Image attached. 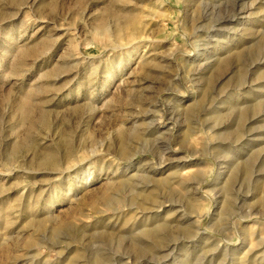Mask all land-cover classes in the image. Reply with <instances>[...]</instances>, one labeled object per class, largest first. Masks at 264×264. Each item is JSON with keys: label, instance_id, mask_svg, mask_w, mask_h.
<instances>
[{"label": "rangeland", "instance_id": "374dc122", "mask_svg": "<svg viewBox=\"0 0 264 264\" xmlns=\"http://www.w3.org/2000/svg\"><path fill=\"white\" fill-rule=\"evenodd\" d=\"M235 1L0 0V264H264V0Z\"/></svg>", "mask_w": 264, "mask_h": 264}, {"label": "bare ground", "instance_id": "6f19581e", "mask_svg": "<svg viewBox=\"0 0 264 264\" xmlns=\"http://www.w3.org/2000/svg\"><path fill=\"white\" fill-rule=\"evenodd\" d=\"M236 1H239V0H236ZM236 1H235V2H236ZM220 23H221V22H220ZM239 60H240V59H239ZM204 239H205V238H204ZM220 239H221V238H220ZM225 244H226V242H225ZM227 244H228V243H227ZM227 246H228V245H227ZM257 255H258V254H257ZM262 259H263V258H262ZM98 262H99V261H98ZM98 262H97V263H98ZM230 262H231V261H230ZM255 263H256V262H255Z\"/></svg>", "mask_w": 264, "mask_h": 264}]
</instances>
